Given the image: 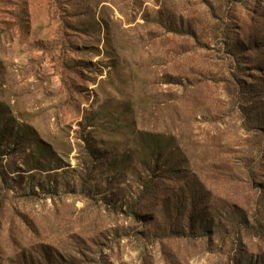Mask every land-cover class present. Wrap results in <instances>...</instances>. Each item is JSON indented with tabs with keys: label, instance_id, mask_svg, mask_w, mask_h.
Returning <instances> with one entry per match:
<instances>
[{
	"label": "rangeland",
	"instance_id": "rangeland-1",
	"mask_svg": "<svg viewBox=\"0 0 264 264\" xmlns=\"http://www.w3.org/2000/svg\"><path fill=\"white\" fill-rule=\"evenodd\" d=\"M0 264H264V0H0Z\"/></svg>",
	"mask_w": 264,
	"mask_h": 264
},
{
	"label": "trees",
	"instance_id": "trees-1",
	"mask_svg": "<svg viewBox=\"0 0 264 264\" xmlns=\"http://www.w3.org/2000/svg\"><path fill=\"white\" fill-rule=\"evenodd\" d=\"M20 2H21L23 5H25V0H20ZM23 13H26V8H25V6L23 7Z\"/></svg>",
	"mask_w": 264,
	"mask_h": 264
}]
</instances>
